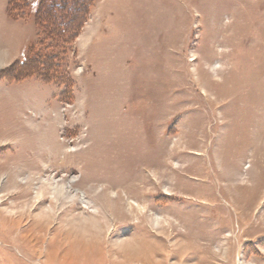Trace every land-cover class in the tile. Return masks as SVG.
Masks as SVG:
<instances>
[{
	"label": "rangeland",
	"instance_id": "obj_1",
	"mask_svg": "<svg viewBox=\"0 0 264 264\" xmlns=\"http://www.w3.org/2000/svg\"><path fill=\"white\" fill-rule=\"evenodd\" d=\"M40 1L0 0V264H264V0H93L62 40Z\"/></svg>",
	"mask_w": 264,
	"mask_h": 264
},
{
	"label": "trees",
	"instance_id": "obj_2",
	"mask_svg": "<svg viewBox=\"0 0 264 264\" xmlns=\"http://www.w3.org/2000/svg\"><path fill=\"white\" fill-rule=\"evenodd\" d=\"M19 1L28 2L30 0H9L12 11ZM92 2L93 0H41L36 20L44 29L48 27L49 34L55 35V39L63 36L68 38L70 34L77 32L83 25ZM52 60L51 57L40 58L37 56L32 63L44 65L45 62V65H49Z\"/></svg>",
	"mask_w": 264,
	"mask_h": 264
},
{
	"label": "bare ground",
	"instance_id": "obj_3",
	"mask_svg": "<svg viewBox=\"0 0 264 264\" xmlns=\"http://www.w3.org/2000/svg\"><path fill=\"white\" fill-rule=\"evenodd\" d=\"M2 61L0 60V63H1ZM60 189L62 190V187H60ZM123 244V243H122ZM122 244H121V249L123 248L124 249V247H125V245H123L122 246Z\"/></svg>",
	"mask_w": 264,
	"mask_h": 264
}]
</instances>
